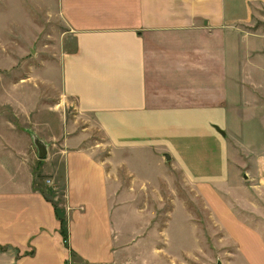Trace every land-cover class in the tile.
<instances>
[{"label":"crops","instance_id":"0c3cea01","mask_svg":"<svg viewBox=\"0 0 264 264\" xmlns=\"http://www.w3.org/2000/svg\"><path fill=\"white\" fill-rule=\"evenodd\" d=\"M52 4L65 27L62 93L107 144L92 145L87 129L76 132L63 117L53 126L31 112H0V264H171L154 226L161 170L183 173L255 261L252 230L218 189L239 170L231 176L230 136L247 118L240 107L252 124L264 119V31L242 33L264 26V0ZM33 131L46 144L43 158Z\"/></svg>","mask_w":264,"mask_h":264},{"label":"rangeland","instance_id":"374dc122","mask_svg":"<svg viewBox=\"0 0 264 264\" xmlns=\"http://www.w3.org/2000/svg\"><path fill=\"white\" fill-rule=\"evenodd\" d=\"M51 4L52 0H0V112L13 119L28 117L31 112L33 122L40 120L53 126L58 121L56 118L63 117L65 124L74 122L76 132L87 129L92 145L105 147L107 142L94 119L79 114L74 100L62 93L60 71L65 27ZM252 31L263 32L264 26H246L242 33ZM251 69L248 65L244 68ZM240 109L247 118L244 124L233 126V135L230 133L232 150H237L232 155L231 176L236 167L239 170L231 187L218 192L236 221L252 230L251 256L256 260L250 262L241 251L238 238L223 227L183 173L161 170L155 173L160 188L154 189L155 195H160V203L153 206L159 210L154 226L161 232L162 261L168 262L170 258L171 264H264V119L260 115L252 124L247 110L242 106ZM242 129L246 139L240 134ZM249 130L255 142L252 155L244 149ZM41 133L49 138L53 136L49 129ZM32 136L38 150L36 143L44 142L43 138H38L34 131ZM143 175L152 180V174L145 173L140 174L141 180L146 179ZM54 195L47 193L50 199ZM72 264L83 263L73 257Z\"/></svg>","mask_w":264,"mask_h":264},{"label":"water","instance_id":"95a60500","mask_svg":"<svg viewBox=\"0 0 264 264\" xmlns=\"http://www.w3.org/2000/svg\"><path fill=\"white\" fill-rule=\"evenodd\" d=\"M38 150H39V156L40 158H43L46 155V147L41 141H37L36 143Z\"/></svg>","mask_w":264,"mask_h":264},{"label":"trees","instance_id":"16d2710c","mask_svg":"<svg viewBox=\"0 0 264 264\" xmlns=\"http://www.w3.org/2000/svg\"><path fill=\"white\" fill-rule=\"evenodd\" d=\"M61 222H62V234H63V236H65L64 237V241L66 242V244H67V242H68V237H67V233H66V229H65V224H64V222H63V220H61Z\"/></svg>","mask_w":264,"mask_h":264},{"label":"built area","instance_id":"2783aa9c","mask_svg":"<svg viewBox=\"0 0 264 264\" xmlns=\"http://www.w3.org/2000/svg\"><path fill=\"white\" fill-rule=\"evenodd\" d=\"M47 183L49 184L50 182H49V181H47Z\"/></svg>","mask_w":264,"mask_h":264}]
</instances>
